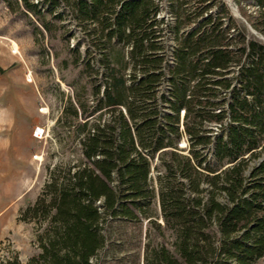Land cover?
<instances>
[{"label":"trees","instance_id":"obj_1","mask_svg":"<svg viewBox=\"0 0 264 264\" xmlns=\"http://www.w3.org/2000/svg\"><path fill=\"white\" fill-rule=\"evenodd\" d=\"M59 1L6 0L46 32L45 16ZM63 1L104 39L102 79L92 108L79 106L80 158L53 165L20 213L36 227L38 251L26 264H90L105 227L140 216L166 231L162 243L146 242L143 264L263 258L264 41L225 7L213 13L211 0H167L175 41L169 64L161 0ZM255 1V16L242 13L264 37V0ZM84 65L99 72L89 59ZM154 199L158 213L147 209ZM0 264L22 263L15 255Z\"/></svg>","mask_w":264,"mask_h":264},{"label":"rangeland","instance_id":"obj_2","mask_svg":"<svg viewBox=\"0 0 264 264\" xmlns=\"http://www.w3.org/2000/svg\"><path fill=\"white\" fill-rule=\"evenodd\" d=\"M211 1L213 13L225 7L235 20L264 41L243 15L255 16V0ZM161 2L157 15L163 19L159 24L163 34L160 39L169 64H173L175 41L170 27L174 15L168 1ZM53 14H58L59 19L53 20ZM45 20L48 32L31 15L14 12L6 0H0V262L16 255L26 264L37 253L35 224L20 220V213L35 201L53 165L72 164L80 158L77 140L83 133L79 124L84 120L79 106L92 108L96 103L93 87L102 79L99 60L105 43L97 39L96 24L81 21L63 0ZM87 59L93 70L99 69L98 73L85 67ZM168 88L165 82L162 90ZM101 91L102 87L98 98ZM37 128L43 134L36 135ZM185 145L181 138L178 147ZM35 155L41 159L36 160ZM147 209L158 213L157 200ZM102 233L106 237L104 246L90 264H143L146 242L162 243L166 231L157 230L140 216L137 221L113 222ZM255 264H264V257Z\"/></svg>","mask_w":264,"mask_h":264},{"label":"bare ground","instance_id":"obj_3","mask_svg":"<svg viewBox=\"0 0 264 264\" xmlns=\"http://www.w3.org/2000/svg\"><path fill=\"white\" fill-rule=\"evenodd\" d=\"M41 110H42V111H45L46 108H42ZM38 133L43 134V130H42L41 128H37V133H36V135H39ZM34 158H35L36 160H40V159H41V157H40L39 155H35ZM36 171H39V167H38V165H36Z\"/></svg>","mask_w":264,"mask_h":264},{"label":"crops","instance_id":"obj_4","mask_svg":"<svg viewBox=\"0 0 264 264\" xmlns=\"http://www.w3.org/2000/svg\"><path fill=\"white\" fill-rule=\"evenodd\" d=\"M1 147H2V145H1Z\"/></svg>","mask_w":264,"mask_h":264}]
</instances>
